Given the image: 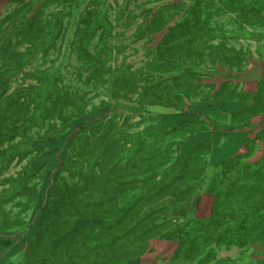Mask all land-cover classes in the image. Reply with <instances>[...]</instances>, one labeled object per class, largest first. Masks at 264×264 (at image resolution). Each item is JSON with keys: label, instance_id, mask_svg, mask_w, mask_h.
I'll use <instances>...</instances> for the list:
<instances>
[{"label": "rangeland", "instance_id": "rangeland-1", "mask_svg": "<svg viewBox=\"0 0 264 264\" xmlns=\"http://www.w3.org/2000/svg\"><path fill=\"white\" fill-rule=\"evenodd\" d=\"M43 1L31 0L23 5L20 0H0V46L6 43L7 36L13 35L10 49L20 52L29 50L24 70L30 75L26 79L19 75L11 83L10 91L35 84L38 74L59 69L63 75L61 84L86 93L83 99L86 105L82 115L61 127L57 133L34 142L41 151L32 165L44 166L45 169L40 195L32 207L21 203L27 198L15 199L5 206L6 213L0 214V227L7 229H0V264L8 260L10 264H21L26 250L30 257L24 264H52L51 255L57 262L68 257L76 264H120L131 256L126 264H198L194 260L185 261L182 255L172 259L178 245L161 237L171 228L167 223L161 231L149 233L145 242L128 247L130 251L127 254H123L125 248L115 242L112 249H96L91 255L80 258L78 250L83 245L82 241L89 239L87 234L77 236L60 250L52 252L50 245L62 239L54 234L64 229L63 225L54 227V224V229L48 234L26 247L30 237L43 225L50 187L70 150L69 140L76 132L89 131L101 121L104 126L114 124V130L122 133L118 148L123 144L125 147L123 145L121 150L126 151L131 146L128 135L140 133L146 134L143 137L145 149L150 145L152 152L159 153L156 159L140 161L137 168H118L115 171L116 177L122 181L135 180L117 185L116 192H121L123 196L151 186L161 176V170L180 166L198 145L201 146L193 155L194 161L200 163L203 169L199 178L204 179V185L209 183L223 161L246 151L245 137L252 138L258 134L252 153L244 159L253 161L264 157V24L249 25L233 12L213 11V14L207 15L205 11L199 16L208 19L207 24L192 29L191 35L196 39L187 44V47H196L191 50L190 56L180 57L172 53L167 55V32L184 13L183 9L164 7L172 0H81L79 8H66L61 12L63 35L57 43L59 47L50 49L44 56L41 50H31L40 37L38 26L40 21L45 23V20L57 15L61 3L47 0L48 4L41 8ZM92 1L95 3L92 4ZM173 1H182L183 6L189 3L188 0ZM217 4L219 2L215 1L210 10ZM86 8L91 9V14L85 13ZM34 15L36 18L31 27L29 21ZM82 16L91 21L101 16L105 24L93 33V26H89L85 33L89 43L87 50L96 55L89 62L81 58L77 46L76 36L81 38L77 32ZM219 43L224 44L223 52ZM99 67L101 69L97 70ZM175 76L179 77L173 80ZM243 90L253 94L246 104L237 102ZM117 102L138 105L141 111L118 109L115 107ZM173 127L176 129L170 131ZM76 155L82 157V153ZM156 172L160 173L154 179L152 175ZM103 184L102 189L107 196L112 184L104 178ZM203 191V188L195 190L189 198L178 201L186 208L174 214L168 213L171 202L167 192L141 201L136 210L164 206L165 209L153 217L156 221L160 219V213L167 214L165 219L170 216L174 219L179 216V220L186 216L205 218L210 213L212 196ZM198 194L200 196L196 201ZM122 201L117 197L107 207L115 212L114 209L122 205ZM67 212L62 210L61 217L55 221L61 223ZM82 216L73 219L76 226L97 222L102 215L97 210L86 211ZM68 227L67 233L74 230L72 224ZM2 239H10L11 243L1 242ZM94 242L88 241L91 244ZM251 248L248 256L227 264H257L252 259L257 258L256 250L264 249V246L252 245ZM130 252L135 253L130 255ZM226 255L238 256L236 249H223L220 256Z\"/></svg>", "mask_w": 264, "mask_h": 264}, {"label": "trees", "instance_id": "trees-1", "mask_svg": "<svg viewBox=\"0 0 264 264\" xmlns=\"http://www.w3.org/2000/svg\"><path fill=\"white\" fill-rule=\"evenodd\" d=\"M20 1L21 4L27 5L31 0ZM53 1L61 3L60 9L57 10V15L45 20V23L40 21L38 26L40 37L31 49L41 50L44 56L50 49L59 47L57 43L63 35L61 12L66 8H79L81 3V0ZM188 1L186 6H183L182 1L173 0L164 6L167 9L184 11L181 18L167 32V41H169L167 55L169 53L180 57L191 55V50L196 47H187L188 43L196 39L191 35V30L207 24L208 19L199 16L205 11L207 15L213 14V11L233 12L249 25L264 24V0ZM215 1L219 4L210 10ZM47 4V0H44L41 8ZM86 9L85 13L91 14V9ZM18 10L17 7L16 11ZM35 18L36 15L29 21L31 27ZM93 21L88 20L87 16H82L77 32L81 38L78 39L76 36L79 54L81 53V58H85L87 62L94 60L96 55L87 50L89 43L85 33L89 26H93L91 29L93 33L99 26L105 25L101 16ZM12 39L13 35L7 36L6 43L0 46V214H3L5 206L15 199L27 198L26 202L21 203L27 207L33 206V202L40 195V185L45 177L44 166L32 165V161L41 151L34 142L48 134L57 133L61 127L82 115L86 105V101H83L86 93L78 89L65 88L61 84L63 75L59 69L36 74L35 84L20 86L10 91L11 83L19 75L22 79L30 75L24 70L29 50L20 52L10 49L14 41ZM222 44L219 43L223 52L225 47ZM100 69L99 67L97 70ZM178 77H173V80ZM252 95V92L243 90L237 102L246 104ZM115 107L131 112L141 111L138 105L130 103L117 102ZM113 127L114 124L108 123L104 126L101 121L89 131L76 132L69 140L68 150L69 148L70 150L50 187L43 225L28 241L26 249L34 240H39L41 236L54 229L53 224L54 227L63 225L64 229H59L54 234L62 239L50 245L52 252L60 250L63 245L75 240L79 235L89 236V239L82 241L83 245L78 250L81 252L80 258H85L96 249L106 247L112 249L115 242L125 248L123 254H127L130 251L128 247L140 241L145 242L149 233L161 231L166 223L171 228L161 237L178 245L172 259L182 255L185 261L194 260L198 264H227L232 260L239 261L244 256H248L252 251V245L264 246V162H262L264 157L253 161L244 159L252 153V146L258 140V134L252 138L245 137L246 151L223 161L206 185L204 179L199 178L200 173L203 172L201 164L194 161V151L196 152L201 146L198 145L185 157L180 166L173 165L161 170L159 178L157 175L160 172L152 175V178L157 179L151 186L123 196L121 192H116L117 185L132 183L135 180L122 181L123 179L116 177L115 171L118 168H137L140 161L156 159L159 153L152 152L150 145L145 149L146 141L143 142V137L146 134L140 133L128 135L132 141L131 146L126 151L121 150L123 145L125 147L123 144L118 148V143L123 138L119 135L122 133H118L120 131H115ZM174 129L176 127L170 131ZM76 153H82V157L78 158ZM12 169L14 170L11 172ZM103 178L108 184H112L107 196L102 189ZM202 188L204 193L212 196L210 213L205 218L186 216L179 220V216L175 219L170 216L165 219L167 214L160 213V219L156 221L153 217L162 212L164 206L136 210L141 201L159 197L167 192L171 202L168 213L174 214L186 208L183 206L184 203L179 204L178 201L189 198L193 191ZM199 196L200 194L196 196V201ZM117 197L123 200L122 205L116 207L113 212L108 209L107 204ZM62 210L68 212L65 214L66 218L58 223L55 219L61 217ZM97 210L102 215L97 222H86L77 226L75 221L73 222V219L83 217L84 212ZM71 224L74 230L67 233ZM0 229L7 231L3 227ZM2 241L6 244L11 243L10 239H2ZM88 241L95 242L91 244ZM223 249H236L238 256L236 258L229 255L220 256ZM135 252H130V255ZM256 254L257 258L252 261L264 264V249H257ZM23 256L24 261L21 264L28 263L30 253L26 250ZM51 256L52 264H76L68 260V257L65 261L57 262L55 256ZM132 257L124 259L120 264H126ZM6 263L10 264V261L4 264Z\"/></svg>", "mask_w": 264, "mask_h": 264}, {"label": "crops", "instance_id": "crops-1", "mask_svg": "<svg viewBox=\"0 0 264 264\" xmlns=\"http://www.w3.org/2000/svg\"><path fill=\"white\" fill-rule=\"evenodd\" d=\"M38 231V230H37ZM37 233V232H36ZM36 233H34L31 237H30V239L36 234ZM129 264V263H128Z\"/></svg>", "mask_w": 264, "mask_h": 264}]
</instances>
